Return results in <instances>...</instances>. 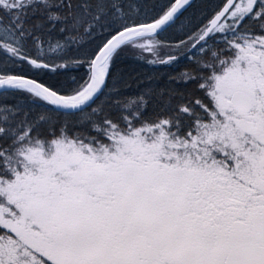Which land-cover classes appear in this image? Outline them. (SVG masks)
<instances>
[{"label": "snow or ice", "instance_id": "1", "mask_svg": "<svg viewBox=\"0 0 264 264\" xmlns=\"http://www.w3.org/2000/svg\"><path fill=\"white\" fill-rule=\"evenodd\" d=\"M0 264H264V0H0Z\"/></svg>", "mask_w": 264, "mask_h": 264}]
</instances>
